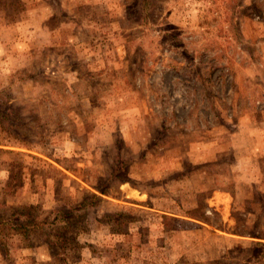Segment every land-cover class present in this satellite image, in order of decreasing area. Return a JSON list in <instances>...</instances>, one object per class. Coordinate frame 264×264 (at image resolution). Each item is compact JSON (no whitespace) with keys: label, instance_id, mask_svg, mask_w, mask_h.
Instances as JSON below:
<instances>
[{"label":"rangeland","instance_id":"obj_1","mask_svg":"<svg viewBox=\"0 0 264 264\" xmlns=\"http://www.w3.org/2000/svg\"><path fill=\"white\" fill-rule=\"evenodd\" d=\"M0 215V264H264V0H0Z\"/></svg>","mask_w":264,"mask_h":264},{"label":"trees","instance_id":"obj_2","mask_svg":"<svg viewBox=\"0 0 264 264\" xmlns=\"http://www.w3.org/2000/svg\"><path fill=\"white\" fill-rule=\"evenodd\" d=\"M19 217H15V219L7 218L6 215H0V233L5 234L8 232H17V233H23V234H29V232L39 230L41 227L40 223L35 222L34 220L30 219L28 217V221H25L24 219H21L24 215H15ZM70 216L77 217V215H66V217L69 218L68 221H70ZM61 217L60 215H56L54 218V221L51 223L52 228L53 223L57 221ZM53 230V229H52ZM52 235H55L56 238L58 237L57 232L53 231Z\"/></svg>","mask_w":264,"mask_h":264}]
</instances>
